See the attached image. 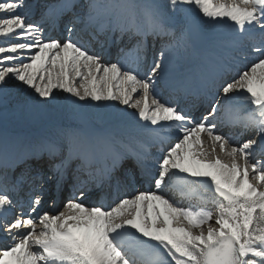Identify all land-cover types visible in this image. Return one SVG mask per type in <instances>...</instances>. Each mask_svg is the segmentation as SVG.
Listing matches in <instances>:
<instances>
[{"label": "snow or ice", "instance_id": "snow-or-ice-1", "mask_svg": "<svg viewBox=\"0 0 264 264\" xmlns=\"http://www.w3.org/2000/svg\"><path fill=\"white\" fill-rule=\"evenodd\" d=\"M9 114L57 124L0 133V264H264V0H0Z\"/></svg>", "mask_w": 264, "mask_h": 264}, {"label": "rangeland", "instance_id": "rangeland-1", "mask_svg": "<svg viewBox=\"0 0 264 264\" xmlns=\"http://www.w3.org/2000/svg\"><path fill=\"white\" fill-rule=\"evenodd\" d=\"M65 95V94H64ZM66 95H68V94H66ZM41 116L42 117H44L43 119H45V120H48V121H54V122H56L57 121V119L56 118H53L54 116H52V115H40V116H38L39 118H41ZM46 116V117H45ZM37 117V118H38ZM23 118H25V116H21V119H23ZM27 118H29V116L27 115L26 116V119ZM51 119V120H50ZM19 121H21L20 119H18ZM56 120V121H55ZM14 121H16V119H12V123L11 124H14L15 122ZM68 121V122H67ZM60 124H61V126H64V125H67V124H69V123H71V121L69 122V120H67V119H65V121L64 120H62V121H60L59 122ZM57 124V123H56ZM50 128H52V125L50 126V125H48ZM35 127H37V125L36 126H31V128H35ZM49 128V131H51V129ZM43 132H44V130H43Z\"/></svg>", "mask_w": 264, "mask_h": 264}, {"label": "bare ground", "instance_id": "bare-ground-1", "mask_svg": "<svg viewBox=\"0 0 264 264\" xmlns=\"http://www.w3.org/2000/svg\"><path fill=\"white\" fill-rule=\"evenodd\" d=\"M66 95V94H65ZM21 115H23V116H25V118H26V114H21ZM50 116V115H49ZM46 117V116H45ZM51 117V116H50ZM53 118H56V117H53ZM46 119V118H45ZM51 120V119H50ZM56 121V120H55ZM65 121V120H64ZM68 122V121H67ZM70 122V121H69Z\"/></svg>", "mask_w": 264, "mask_h": 264}]
</instances>
